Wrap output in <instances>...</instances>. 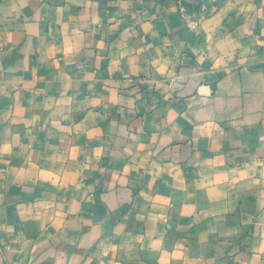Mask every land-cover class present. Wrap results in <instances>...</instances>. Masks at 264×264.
<instances>
[{
  "label": "crops",
  "instance_id": "1",
  "mask_svg": "<svg viewBox=\"0 0 264 264\" xmlns=\"http://www.w3.org/2000/svg\"><path fill=\"white\" fill-rule=\"evenodd\" d=\"M0 264H264V0H0Z\"/></svg>",
  "mask_w": 264,
  "mask_h": 264
},
{
  "label": "built area",
  "instance_id": "2",
  "mask_svg": "<svg viewBox=\"0 0 264 264\" xmlns=\"http://www.w3.org/2000/svg\"><path fill=\"white\" fill-rule=\"evenodd\" d=\"M178 12L183 23L189 29H195L199 25L200 18L196 15L194 11L190 10L181 2L178 3Z\"/></svg>",
  "mask_w": 264,
  "mask_h": 264
},
{
  "label": "water",
  "instance_id": "3",
  "mask_svg": "<svg viewBox=\"0 0 264 264\" xmlns=\"http://www.w3.org/2000/svg\"><path fill=\"white\" fill-rule=\"evenodd\" d=\"M203 90L206 92V91H207V88H206V87H204V88H203Z\"/></svg>",
  "mask_w": 264,
  "mask_h": 264
}]
</instances>
